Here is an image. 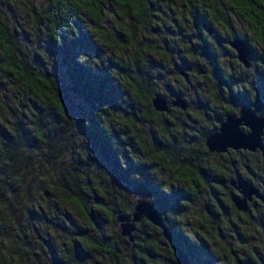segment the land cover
I'll return each instance as SVG.
<instances>
[{
    "label": "clouds",
    "instance_id": "clouds-1",
    "mask_svg": "<svg viewBox=\"0 0 264 264\" xmlns=\"http://www.w3.org/2000/svg\"><path fill=\"white\" fill-rule=\"evenodd\" d=\"M82 37L102 106L60 66ZM178 236L264 264V0H0V264H182Z\"/></svg>",
    "mask_w": 264,
    "mask_h": 264
},
{
    "label": "trees",
    "instance_id": "trees-1",
    "mask_svg": "<svg viewBox=\"0 0 264 264\" xmlns=\"http://www.w3.org/2000/svg\"><path fill=\"white\" fill-rule=\"evenodd\" d=\"M77 47H80L81 50H91V46L87 43V39L83 37L80 40L74 41L72 45H68L66 43L62 49H58L60 55L62 56L60 66L64 69L65 76L69 82L70 90L84 96V98L87 99L93 106L98 107L102 106L105 102H110L112 95V91H110V79L107 76L103 78L94 77L90 70L76 64L75 50ZM92 135L96 146L102 153L107 154L108 145L104 133L102 131H96ZM149 187V185H146L145 190H148ZM158 200L159 202L161 201L160 199ZM166 201L167 200H165V202ZM177 239L180 240L178 245L182 248V250L183 246L189 249V245L186 241H183L179 236Z\"/></svg>",
    "mask_w": 264,
    "mask_h": 264
},
{
    "label": "water",
    "instance_id": "water-1",
    "mask_svg": "<svg viewBox=\"0 0 264 264\" xmlns=\"http://www.w3.org/2000/svg\"><path fill=\"white\" fill-rule=\"evenodd\" d=\"M250 115H251L250 113L246 112V116H250ZM249 122H252V121L250 120ZM228 127H229L228 125H225L226 130L228 129ZM144 207H149V206L145 205ZM149 211H152V209L149 208ZM177 251L181 256L182 264H186L184 251L182 250V248L178 244H177Z\"/></svg>",
    "mask_w": 264,
    "mask_h": 264
},
{
    "label": "rangeland",
    "instance_id": "rangeland-1",
    "mask_svg": "<svg viewBox=\"0 0 264 264\" xmlns=\"http://www.w3.org/2000/svg\"><path fill=\"white\" fill-rule=\"evenodd\" d=\"M158 203H161V204L166 205V204H167V201L165 202V200H163V201H160V202H159V200H158ZM182 246H183V245H182ZM185 248H186V247L183 246V249H185ZM189 251L192 252V250L190 249V246H189ZM192 254H194V252H192Z\"/></svg>",
    "mask_w": 264,
    "mask_h": 264
}]
</instances>
